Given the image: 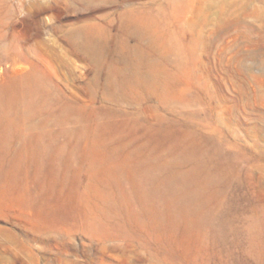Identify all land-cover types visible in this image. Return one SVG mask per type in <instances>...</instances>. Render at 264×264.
<instances>
[{"label": "rangeland", "instance_id": "374dc122", "mask_svg": "<svg viewBox=\"0 0 264 264\" xmlns=\"http://www.w3.org/2000/svg\"><path fill=\"white\" fill-rule=\"evenodd\" d=\"M0 264H264V0H0Z\"/></svg>", "mask_w": 264, "mask_h": 264}, {"label": "bare ground", "instance_id": "6f19581e", "mask_svg": "<svg viewBox=\"0 0 264 264\" xmlns=\"http://www.w3.org/2000/svg\"><path fill=\"white\" fill-rule=\"evenodd\" d=\"M180 177L182 178V179H187V178H189V179H191L192 180V183H193V191L195 192V193H193V197H195V200L196 201H199V202H201L202 201V196L201 195H198L197 194V192L199 191V189H200V186L202 185V179L201 178H198L196 175H195V173H192L191 171L190 172H186V173H182L181 175H180ZM205 199V198H204Z\"/></svg>", "mask_w": 264, "mask_h": 264}]
</instances>
